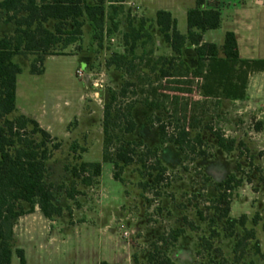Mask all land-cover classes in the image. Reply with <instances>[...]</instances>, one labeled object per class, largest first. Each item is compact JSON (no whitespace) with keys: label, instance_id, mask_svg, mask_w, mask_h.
I'll return each mask as SVG.
<instances>
[{"label":"trees","instance_id":"trees-1","mask_svg":"<svg viewBox=\"0 0 264 264\" xmlns=\"http://www.w3.org/2000/svg\"><path fill=\"white\" fill-rule=\"evenodd\" d=\"M126 1L52 0L38 3L37 0H4L0 2V13L4 16V24L13 28L10 36L0 37V264H12L13 254L17 256L18 264H26L23 252L14 250L13 245L12 230L19 217L33 213L37 207L48 220L60 218L64 210L59 205L58 194L64 192L67 199L74 200L80 195L76 191L77 182L86 188L97 184L104 163L113 166L114 180L123 182L121 179L123 170L135 163L140 144L118 140L113 155L110 154L113 144L112 133L115 130L120 129L122 135H132L136 130V123L132 117L136 92L128 93L130 88H135L133 84L124 83L119 92L110 91L109 100L102 110L104 136L102 163L81 162L79 166H74L70 170L66 167L65 171H69L73 179L69 189L46 181L47 162L53 152L60 149V143L43 131L32 119L24 116L9 118L16 111V80L22 74V69L14 59L34 56L29 73L33 76H42L47 57L60 56L59 54L69 47L81 42L85 22H88L92 29L93 40H100L105 23L113 22L110 12L116 15L123 12ZM205 2L206 0H195V7L187 12L186 35L180 34L177 30V21L170 13L164 11L157 12L153 22L140 19L137 25L128 23L126 33L122 35L124 54L113 55L106 66H113L118 71H122L126 66L133 71L135 61H143L144 56H152V49L143 52L140 57H137L136 51L156 45L152 34L151 24H153L171 52L170 57H161L155 63V66L159 67V78L163 82H168L169 86H174L173 89H155L153 92L162 91L163 100H169L175 108L181 102L180 96L191 94L189 89H184L188 83H183L181 80L194 78L203 81L202 84H198L197 89L205 99L245 100L247 78L253 73H264V60H241L235 35L231 32L225 34L221 48L214 44L203 43V35L208 31L218 30L221 25V13L216 5L213 9H205ZM50 22L53 23L51 30L46 28ZM186 46L193 47L195 66L192 70L183 61V51ZM128 97L132 99L131 102L120 103L117 106L120 101L127 102ZM164 105V102H152L150 99L143 101L145 108L153 111L161 110L168 116L170 113L163 109ZM153 119L157 122L160 144L169 143L179 152L190 151L193 154L196 145L203 146L204 141L200 135L190 139L188 128L184 125L179 127V121L173 126L170 121L172 117ZM208 130L223 153L229 154L235 150L234 140L227 139L223 133L215 132L212 128ZM75 150L76 147L72 146V151ZM205 155V151L198 152L200 158ZM149 158H152L155 167L157 166L153 169L156 171L154 182L161 183L166 170L161 167L157 158V149H144V155L138 162L145 168V164L151 161ZM243 182L242 178L230 175L225 181L217 183L214 187L217 197L209 203L213 212L212 218H204L200 211L196 213L200 221L208 222L209 238L201 241H205L209 250H212V242L220 237L214 225L216 222L222 223L224 238L234 240L232 254L235 263L243 259L249 242H254L252 246L254 254L256 256L261 254L254 229H245L246 217L242 216L239 219L230 217L233 192L240 188ZM23 205L28 206L26 211H23ZM252 223L254 226L257 224L256 220ZM189 228L192 231L196 230L193 225H189ZM236 228L242 229L244 232L242 237L237 236ZM183 235L184 230L177 229L170 231L165 238H160L154 245V251L148 255L147 264H174L158 246L161 244L163 248L172 247Z\"/></svg>","mask_w":264,"mask_h":264},{"label":"rangeland","instance_id":"rangeland-1","mask_svg":"<svg viewBox=\"0 0 264 264\" xmlns=\"http://www.w3.org/2000/svg\"><path fill=\"white\" fill-rule=\"evenodd\" d=\"M209 3L212 6L216 5L215 1H209ZM110 15L113 22L105 23L100 40H93V34L90 33L89 25L86 24L83 28L81 42L59 54L60 57L45 64V77H32L28 71L22 73L21 79L28 81L36 79L39 96L48 91L73 92L75 86L82 88L85 78H79L77 71L80 70L88 80L83 87L86 100L82 108L92 116L91 122L83 121L82 124L86 130H89L83 138L84 144L77 145L75 151H72L73 145L70 144L69 146L65 145L60 153L53 152L51 159L47 162V178L59 183L57 185H63L69 189L71 183L63 180L66 179L65 174H68L71 179L72 177L65 169L67 167L70 170L74 166L80 165V157L87 151L84 147L90 144L89 148L93 159L102 155L103 106L109 100L110 91L119 92L124 83L133 84L135 88H130L128 93L136 92L132 116L137 128L132 135H122L120 129L115 130L112 133L113 144L110 154L113 155V149L118 144V140L141 145L137 151L135 163L129 166L126 172L128 179L136 172L140 175V183L134 185V188L139 189L140 192L136 194L134 188L125 192L124 203L120 205L125 217V226L118 231L119 236L129 243L136 257H145L144 262L136 264H147V257L154 251L156 242L162 237L165 238L170 231L182 228L185 230V235L180 244L176 246V243L172 247L164 248L161 244L158 246L161 248L160 251L167 255L174 264H264V255L256 256L252 250L254 242H249L243 259L239 263H235L232 254L234 240L223 243L222 223L216 222L214 225V229L219 232L220 237L212 242V250L207 249L205 241H201V239L209 238L208 222L200 221L196 214L197 211H200L204 218H212L213 212L210 210L211 204L209 203L217 197L215 185L225 181L230 175L242 178L244 182L240 188L233 192L231 204L234 203V211L239 215V218L246 217L245 229H254L256 239L260 244V253H262L261 250L264 251V117L259 116V113L239 117L236 112L240 109L234 105L222 104L217 98H203L197 89L198 84H202L203 81L194 78L181 80L183 83H188L184 89H189L191 94L180 96L181 102L177 107L174 108L169 100L164 101L162 91L153 92L155 89L168 90L174 87L173 85L169 86L168 82L161 81L158 74L159 67L155 66L161 57H170L168 47L163 42H161V46L156 44L154 47L147 46L144 50L138 49L137 57L151 49L153 55L144 56L143 61H135L133 71L126 66L122 71L116 70L113 66L107 67L106 63L113 55L124 54L122 35L126 33L128 23L137 25L140 20L136 15H133L131 9L124 8L123 12H119L117 15L110 12ZM176 20L178 31L184 34L186 17L177 16ZM151 27H153L154 42L162 41L153 24ZM81 53L86 60L90 61V65L86 69L82 64V57L79 59L68 57ZM188 53L186 52V56H183V61L190 66L194 56L191 51V54ZM14 61L22 68L26 67L23 59ZM190 69L192 70V68ZM97 93L99 97H93V94ZM78 99L79 97L72 98L71 102L74 103ZM145 99L158 103L164 102L163 109L171 115L167 116L161 110L153 111L145 108L143 106ZM126 101L118 102L117 106L120 103L127 104L132 99L128 97ZM78 103L77 108H79ZM156 117L162 119L172 117L173 119L170 121L173 126L177 125V121H179V127L184 125L188 128L190 139L200 135L204 141L203 146L196 145V151L193 154L190 151L179 152L174 145L169 143L160 144L157 122L153 119ZM184 118H186L185 121ZM77 126L78 123L71 120L67 130H73ZM209 128L215 132L223 133L227 139L234 140L236 142L235 150L229 154L223 153L217 147L216 140L208 130ZM35 139L39 140L38 137ZM56 142L60 143V147L62 146L57 139ZM142 146L144 149H157V158L161 167L166 170L161 183L154 182L156 171L153 169H156L157 166L155 167L156 164L154 165L152 158H149L151 161L145 164V168L138 162L144 155ZM199 151H205L206 155L200 158ZM68 155L71 157L69 160H67ZM64 162L66 164L62 166ZM111 172H114L113 167ZM124 182H122L123 185H125ZM251 192L258 193L254 196V200ZM63 194L64 192L58 194L59 203L64 198ZM239 196L245 197V201H242L244 204L240 203L243 204L242 206H239ZM27 209L28 206L23 205V211ZM243 212H247V214L244 215ZM115 215L112 213L110 216ZM254 220L257 222L256 226L252 223ZM126 223H129L130 226H127ZM189 225H197L198 228L192 231ZM236 233L239 237L244 235L240 228H236ZM156 255L158 256L157 253ZM158 263H160V258Z\"/></svg>","mask_w":264,"mask_h":264},{"label":"crops","instance_id":"crops-1","mask_svg":"<svg viewBox=\"0 0 264 264\" xmlns=\"http://www.w3.org/2000/svg\"><path fill=\"white\" fill-rule=\"evenodd\" d=\"M2 1L4 0H0V2ZM50 1L52 0H37L38 3ZM209 1L216 2V7L221 13V25L218 30L206 32L202 37L203 43L214 44L221 48L225 34L231 32L235 35L241 60H264V0H255L254 2L251 0H206L205 9L215 8ZM123 6L125 9H131L133 15L138 18L153 22L159 11L170 13L175 20L177 16L186 17L187 12L195 7V0H127ZM86 24L89 25L88 22H85ZM52 26L53 23L50 22L46 28L51 30ZM89 30L91 33L90 25ZM12 31V26L4 24V16L0 13V37L10 36ZM186 33L187 25L185 33L180 34L186 35ZM161 42L163 39L162 41L157 40V46H161ZM168 51L170 52L169 48ZM190 51L194 56L193 47L189 46L185 47L183 56H186V52L191 54ZM58 57L60 56L46 58L42 76H33L29 73L34 56L16 57L14 60L23 59L26 67L22 68L18 64L22 73L28 71L32 77L39 78L46 75L45 64ZM68 57L76 59L82 57L85 69L90 65V61L86 60L83 53ZM192 60L188 66L193 69L195 58ZM21 76L22 74L16 80V111L9 118L24 116L34 120L43 131L61 142L62 146L56 153H60L65 145L71 144L75 147L83 145V138L89 130H86L82 124L83 121L91 122L92 116L82 108L86 100L83 87L88 82L87 78L82 74L79 78H85L83 86L82 88L75 86L73 92L48 91L39 96L36 79L28 81L21 79ZM245 94L246 99L243 101H230L221 98H217V100L222 104L230 103L239 108L240 110L236 112L239 117H246L247 114L253 113H259V116L264 117V73H253L248 76ZM98 95V93L93 94V97H99ZM77 97H79L77 101L71 102L72 98ZM77 103L80 109L77 108ZM71 120L77 122L78 126L68 131L67 127ZM89 145L84 147L87 151L80 157L79 162L102 163V155L96 159L91 157ZM70 158L68 155L67 160ZM65 164L64 162L62 166ZM112 167L111 164H102L101 177L97 184L91 187L86 188L77 182L76 191L80 195L74 200L67 199L63 194L64 198L59 205L64 211L60 218L48 220L36 207L33 213L17 219L12 230L13 245L14 250L23 252L26 264H136L144 262L145 257H136L129 243L125 242L118 233L125 226L124 213L120 207L124 203L125 192L132 190L135 184H139L141 177L136 172L128 179L126 172L129 167L125 168L121 177L125 181V186L122 182L114 180L111 172ZM65 176L66 179L63 181L69 183L73 181L68 174ZM46 181L56 186L59 184L49 178ZM134 189L136 194H139V189ZM251 193L254 200V196L258 193ZM239 201V206H242L245 197L239 196ZM112 213L116 215L111 217ZM243 214L246 215L247 212H243ZM230 217L239 218V215L235 214L234 203L230 206ZM126 224L130 226L129 223ZM196 226L195 228H198ZM182 230L184 229L182 228ZM183 236L179 238L176 246L183 240ZM230 240L232 239L224 238L222 241L226 243ZM261 252L264 255V251L261 250ZM12 264H18L15 254L12 256Z\"/></svg>","mask_w":264,"mask_h":264},{"label":"built area","instance_id":"built-area-1","mask_svg":"<svg viewBox=\"0 0 264 264\" xmlns=\"http://www.w3.org/2000/svg\"><path fill=\"white\" fill-rule=\"evenodd\" d=\"M77 74H78V76H82V71H78ZM95 86H97V85H95Z\"/></svg>","mask_w":264,"mask_h":264},{"label":"clouds","instance_id":"clouds-1","mask_svg":"<svg viewBox=\"0 0 264 264\" xmlns=\"http://www.w3.org/2000/svg\"><path fill=\"white\" fill-rule=\"evenodd\" d=\"M243 194V193H242Z\"/></svg>","mask_w":264,"mask_h":264}]
</instances>
